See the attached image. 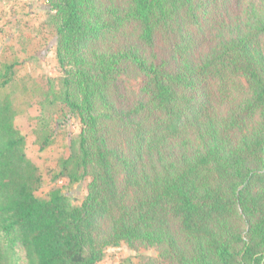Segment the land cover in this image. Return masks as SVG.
<instances>
[{
  "label": "trees",
  "instance_id": "obj_1",
  "mask_svg": "<svg viewBox=\"0 0 264 264\" xmlns=\"http://www.w3.org/2000/svg\"><path fill=\"white\" fill-rule=\"evenodd\" d=\"M124 1L50 0L65 73L50 103L83 124L54 178L90 176L79 205L58 188L35 196L40 176L9 90L15 63L0 70V264H99L121 242L160 246L178 264H264V57L256 51L264 13L239 0L228 37L225 18L214 36H194L193 0ZM126 31L134 38L125 48L98 49ZM128 68L143 78L136 100L121 89ZM147 108L152 118L141 116ZM111 119L132 127L128 153L109 145ZM35 120L45 150L53 134Z\"/></svg>",
  "mask_w": 264,
  "mask_h": 264
},
{
  "label": "rangeland",
  "instance_id": "obj_2",
  "mask_svg": "<svg viewBox=\"0 0 264 264\" xmlns=\"http://www.w3.org/2000/svg\"><path fill=\"white\" fill-rule=\"evenodd\" d=\"M225 0H193L192 10L195 23L187 26L194 35L211 34L214 36L222 31L221 19H229L230 26L227 36L231 34L232 22L237 9H240L239 0H231L223 5ZM249 0H246L247 3ZM258 2V11L264 13V3ZM106 5L125 4L124 0H97ZM113 2V3H112ZM238 2V3H237ZM50 0H0V70L4 65L15 63L13 80L9 90H12L17 100L16 108L20 116L16 119L17 126L25 133L24 151L27 158L37 168L40 183L34 194L38 198H47L48 193L55 188L69 196L74 205H79L87 193V184L90 176L79 183H72L54 176L59 171V160L66 154L70 140L76 137L83 124L77 114L70 113L67 108L56 100L50 103L53 96L62 92L61 79L64 78V69L56 62V24L53 20L54 11L49 8ZM240 16L245 15V4H242ZM136 36V35H135ZM133 32H124L119 36H107L98 46V49L115 52L127 46L132 41ZM258 49L264 57V33L256 36ZM206 43L208 40H206ZM206 48L202 50V53ZM147 56V54H145ZM122 79V92L136 100L140 96L142 76L138 71L128 68L120 75ZM245 88V78L237 79ZM237 100L242 96L237 95ZM136 103V102H135ZM151 109L141 113L146 119L152 118ZM47 125L52 131L53 143L45 150L39 149L36 133L32 125L35 119ZM32 121V123H31ZM103 131L107 136L109 145L116 149L128 151L129 141L132 142V127L119 123V120L103 123ZM249 125L248 129H251ZM176 145V143H174ZM196 145L199 146V143ZM128 153V152H127ZM116 181H123V169L119 162L113 160ZM121 188V186L119 187ZM135 196V190L130 193ZM109 232L108 222L102 224L103 235ZM99 264H178L164 257L162 249L157 245H148L141 242L127 244L121 242L117 246H108Z\"/></svg>",
  "mask_w": 264,
  "mask_h": 264
}]
</instances>
